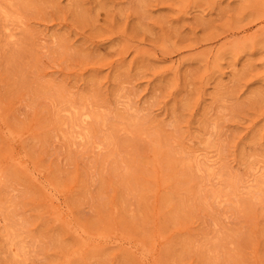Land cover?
I'll list each match as a JSON object with an SVG mask.
<instances>
[{
    "label": "rangeland",
    "instance_id": "1",
    "mask_svg": "<svg viewBox=\"0 0 264 264\" xmlns=\"http://www.w3.org/2000/svg\"><path fill=\"white\" fill-rule=\"evenodd\" d=\"M0 264H264V0H0Z\"/></svg>",
    "mask_w": 264,
    "mask_h": 264
},
{
    "label": "bare ground",
    "instance_id": "2",
    "mask_svg": "<svg viewBox=\"0 0 264 264\" xmlns=\"http://www.w3.org/2000/svg\"><path fill=\"white\" fill-rule=\"evenodd\" d=\"M6 28H7V27H6ZM10 33H11V32H10ZM66 110H67V109H66ZM69 115H70V114H69ZM82 119H83V118H82ZM77 124H78V123H77ZM77 124H76V125H77ZM75 135H76V134H75ZM210 165H211V164H210ZM254 170H255V169H254ZM118 243H119V242H118Z\"/></svg>",
    "mask_w": 264,
    "mask_h": 264
}]
</instances>
